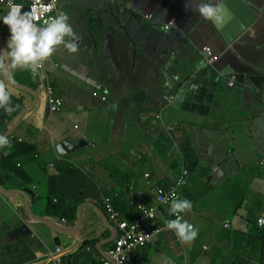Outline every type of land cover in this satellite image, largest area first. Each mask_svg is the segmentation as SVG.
<instances>
[{
	"label": "crops",
	"instance_id": "crops-1",
	"mask_svg": "<svg viewBox=\"0 0 264 264\" xmlns=\"http://www.w3.org/2000/svg\"><path fill=\"white\" fill-rule=\"evenodd\" d=\"M244 1L257 18L226 44L191 10L198 0H59L78 51L58 46L35 77L6 65L0 76L13 109L0 107L11 144L0 148V264H44L37 259L56 248L64 264H101L116 227L105 198L136 196L166 221L170 205L156 202L155 187L183 169L178 199L192 208L180 213L196 237L184 242L164 227L127 264H264V228L254 225L264 209V0ZM8 35L0 23V49ZM236 74L242 82L228 87ZM48 85L64 100L59 113L49 110ZM111 164L118 180L103 167Z\"/></svg>",
	"mask_w": 264,
	"mask_h": 264
},
{
	"label": "clouds",
	"instance_id": "clouds-1",
	"mask_svg": "<svg viewBox=\"0 0 264 264\" xmlns=\"http://www.w3.org/2000/svg\"><path fill=\"white\" fill-rule=\"evenodd\" d=\"M55 6L56 0H51V3L47 4L44 10L45 12L51 11ZM23 7V3H16L15 0H7L6 11L3 15H0V23L6 25L9 32L6 40V50L0 49V68H4L6 65L8 70H15L17 68L28 69L33 77H35L38 76V71L43 68L42 62L45 59L49 58L58 46L62 45L63 47L61 48L66 49L68 53H76L78 51V44L76 43V41L79 39V37L73 30L72 24L70 23V17L67 12L58 10L56 14L48 16L42 24H37L35 22L38 19L36 13L32 10H26L22 12L21 9ZM186 7H189L188 4L186 5ZM191 10L197 12L205 21H211L217 25H223L227 23L229 19H231V15L228 14V10L225 5V0H214V2L213 0H198L195 8H191ZM146 15L151 14H144L142 16L143 19H145ZM66 37L68 39H66ZM200 52L203 53L202 48ZM211 56L215 57V55L213 54H211ZM211 56L205 55V60L210 61L209 58H211ZM5 72L6 69L4 68L0 76H4ZM229 82H232V86L228 85ZM235 83V75H230L226 78V85L228 87H233ZM165 84L167 86L168 82L165 81ZM47 87L52 86L48 85ZM95 93L97 95H94ZM93 95L95 97H99L102 101L107 100L105 96L100 95L98 92H94ZM10 96L11 93L8 91L7 85L5 84L3 79H0V107L4 108L6 112H10L13 110L8 103L10 100ZM56 97L62 100L63 106V98L57 96V94ZM173 99V96L164 97L166 104H169ZM61 108L58 111H51L49 106V110L51 113H59L61 111ZM166 129L168 131H171L172 127L167 126ZM19 141H21V139H19ZM5 147H11L10 141L7 136L0 135V148ZM4 154L6 155L7 152H5ZM184 171L186 172L185 184L188 183V170L183 169L178 175V178L172 184L162 188H170L175 186L178 179L182 175V172ZM185 184L183 186L177 187V189H182ZM171 196L173 198L171 199L170 204H167L170 205L168 209L169 214L191 210L192 202L190 200L176 198V194L174 191L171 193ZM53 201L56 202V199H54ZM162 202L169 203V200L167 197H164L162 198ZM153 212H156V209H153ZM62 219L65 222L67 221L66 218ZM165 224L168 229H174L176 235L184 242H190L197 235V230L193 227V225L181 220V217L179 215H177V218L175 220L165 221ZM114 231L117 233L116 227L114 228Z\"/></svg>",
	"mask_w": 264,
	"mask_h": 264
},
{
	"label": "built area",
	"instance_id": "built-area-1",
	"mask_svg": "<svg viewBox=\"0 0 264 264\" xmlns=\"http://www.w3.org/2000/svg\"><path fill=\"white\" fill-rule=\"evenodd\" d=\"M16 3H23L24 7L21 11L32 10L36 13L38 19L35 21L37 24H42L43 21L51 15L56 14L58 11L57 6L59 4V0H56V6L48 12H45L44 8L47 4L51 3V0H15ZM7 0H0V7L6 8ZM145 19L151 20V15H146ZM172 25V22H169L164 25V29H168ZM202 52L206 56H211V49L208 46L202 47ZM210 61L215 60V57L211 56L209 58ZM4 68H0V74ZM229 86H232V82L228 83ZM94 95H97L96 93ZM47 99L48 104L50 106L51 111H58L62 106V100L56 97L55 90L52 87H47ZM260 164H264V157L261 158ZM186 172H182V175L178 179L175 186L170 188H156L155 192H157L156 201L158 204H164L162 202V198L167 197L170 201L173 198L171 193L173 189L177 187L183 186L185 184ZM105 208L107 213L110 215V220L116 223V236L114 240L115 247L108 252V256L106 259L101 260V264H124L129 260V256L131 253L143 246L147 245L148 242L152 239V237L158 234L161 231L160 227H157L152 222L149 224L146 221L150 218H154L155 212H153V208L139 205L138 209L140 211L138 217L133 219L131 222L127 220H121L118 218L117 213L114 211L111 198H106L105 200ZM177 215L181 217L183 220V216L180 213L172 214V217L168 220H175ZM109 220V221H110ZM167 221V220H166ZM257 225L259 227H264V211L261 213V217L257 221ZM225 227H228V223L224 224ZM61 258L51 257L50 264H61Z\"/></svg>",
	"mask_w": 264,
	"mask_h": 264
},
{
	"label": "water",
	"instance_id": "water-1",
	"mask_svg": "<svg viewBox=\"0 0 264 264\" xmlns=\"http://www.w3.org/2000/svg\"><path fill=\"white\" fill-rule=\"evenodd\" d=\"M225 5L231 19L223 25H217L212 22L220 39L226 43H233L238 38H241L244 32L253 24L257 18V14L252 10L244 0H225ZM236 81L242 82L241 75H235ZM70 143V144H69ZM83 144H87L85 139H81L78 143H71L67 140L63 141L58 146V152L61 155L67 154L69 151L77 150ZM116 234V232H115Z\"/></svg>",
	"mask_w": 264,
	"mask_h": 264
},
{
	"label": "trees",
	"instance_id": "trees-1",
	"mask_svg": "<svg viewBox=\"0 0 264 264\" xmlns=\"http://www.w3.org/2000/svg\"><path fill=\"white\" fill-rule=\"evenodd\" d=\"M96 41H100V38L99 37H97L96 38ZM185 157L186 158H191V157H193V152H192V150H191V148L188 146V145H186V150H185ZM111 166H114L113 164H111V165H103V167H104V169H105V171L106 172H109L110 173V175L113 177V178H115V179H117V176H116V171H114L113 170V168H111ZM118 180V179H117ZM156 188H158V189H162V187L161 186H156L155 187V190H156ZM122 200L121 201H117L116 202V200L114 199V201H113V206H114V211L117 213V215H118V218H120L121 220H127V221H129V222H131L134 218H136V217H138V215H139V213H140V211H139V209H138V207H139V200L137 199V197L135 196V197H129L127 200H125V198L124 197H122L121 198ZM139 199H140V196H139ZM119 207H120V209L122 210V217L119 215V213H118V211H119ZM144 248L146 247V245L145 246H143ZM142 247V248H143ZM134 252V251H133ZM132 252V253H133ZM131 253V254H132ZM125 264H127V263H125Z\"/></svg>",
	"mask_w": 264,
	"mask_h": 264
},
{
	"label": "rangeland",
	"instance_id": "rangeland-1",
	"mask_svg": "<svg viewBox=\"0 0 264 264\" xmlns=\"http://www.w3.org/2000/svg\"><path fill=\"white\" fill-rule=\"evenodd\" d=\"M147 176H148V175L145 174V177H147ZM177 178H178V177H177ZM177 178H176V179H177ZM176 179H175V180H176ZM186 184H187V183H186ZM186 184H185V185H186ZM180 190H181V189H177V188L172 190V191L175 192V194H176V198H179V192H180ZM113 196H114V197L116 196V199H115V200H117V199H121V198H118L119 196H117L116 194H114ZM130 196L132 197L133 195H130ZM154 196H155V198L157 197V192L154 193ZM123 197H124V196H123ZM124 198H125V197H124ZM128 198H129V197H126V199H128ZM105 200H106V198H105ZM111 200H114V199H111ZM111 202H112V201H111ZM164 205H167V203H164ZM262 211H264V209L260 210L259 214L256 216L255 221H254V225H255V227H256L257 229H263V228H264V227H259V226L257 225V221H258V219L261 217V213H262ZM109 216H110V215H109ZM61 220H62V221H61L60 223L64 224L65 221H63L62 218H61ZM152 222L154 223L155 226L160 227L161 230H162V228L166 227L165 221H160V219L157 218V217L150 218V219H148V220L146 221V223L149 224V226H150V224H151ZM114 223H115V221H114ZM152 238H153V237H152ZM150 241H151V240H150ZM150 241L148 242L147 245L150 244ZM114 247H115V244L112 243V247H111L110 250H112ZM86 250H87L88 252H91V249H90V248H87ZM51 257L61 258V260H62V263H61V264H64L63 251H62L61 248H56L54 251L47 250L46 253H45V256H43L42 258H38L37 261H41V262L44 261V262H43L44 264H50ZM105 259H106V258H105ZM41 264H42V263H41Z\"/></svg>",
	"mask_w": 264,
	"mask_h": 264
}]
</instances>
